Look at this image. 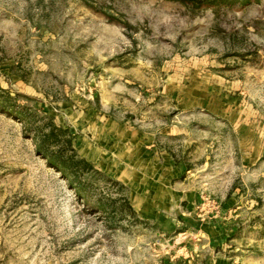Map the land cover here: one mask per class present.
Masks as SVG:
<instances>
[{
  "label": "rangeland",
  "instance_id": "374dc122",
  "mask_svg": "<svg viewBox=\"0 0 264 264\" xmlns=\"http://www.w3.org/2000/svg\"><path fill=\"white\" fill-rule=\"evenodd\" d=\"M1 94L138 221L111 228L0 110V264H264V0H0Z\"/></svg>",
  "mask_w": 264,
  "mask_h": 264
},
{
  "label": "trees",
  "instance_id": "16d2710c",
  "mask_svg": "<svg viewBox=\"0 0 264 264\" xmlns=\"http://www.w3.org/2000/svg\"><path fill=\"white\" fill-rule=\"evenodd\" d=\"M174 1V0H168ZM196 10L206 8H230L235 5H249L259 0H179ZM0 110L26 125V132L33 135L38 154L66 179L76 191L77 197L90 202L96 214L109 219L111 228L116 229L126 218L138 221L137 213L132 207L128 189L122 183L107 177L101 171L81 157L75 148V137L70 129L58 126L53 118L41 116L39 112L16 104L9 95H0ZM105 184L118 189V197L101 191L96 194V185Z\"/></svg>",
  "mask_w": 264,
  "mask_h": 264
},
{
  "label": "crops",
  "instance_id": "0c3cea01",
  "mask_svg": "<svg viewBox=\"0 0 264 264\" xmlns=\"http://www.w3.org/2000/svg\"><path fill=\"white\" fill-rule=\"evenodd\" d=\"M95 154H96V153H95ZM161 196H162V195H161ZM161 196H160V197H161Z\"/></svg>",
  "mask_w": 264,
  "mask_h": 264
}]
</instances>
